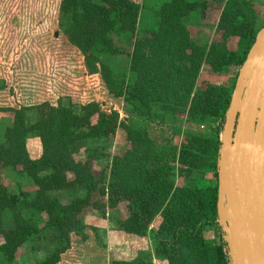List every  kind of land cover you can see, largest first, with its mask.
<instances>
[{
  "label": "trees",
  "instance_id": "16d2710c",
  "mask_svg": "<svg viewBox=\"0 0 264 264\" xmlns=\"http://www.w3.org/2000/svg\"><path fill=\"white\" fill-rule=\"evenodd\" d=\"M246 2L153 0L155 27L136 36L140 6L131 0L60 1V29L82 55L87 72L90 75L101 72L111 96L122 99L129 119L122 122L116 112L106 114L94 102L56 107L43 104L33 130L44 155L39 160H30L25 150L23 112L13 111V127L0 144V166L20 167L37 190L32 196L22 192L0 193L3 239L0 252L8 261L24 241L41 231L36 224L27 222L22 215L24 211L37 219L45 215L43 229L57 230L62 243L35 264L60 262L70 247V231L78 225L80 213L90 205L93 192L94 180L88 164H74V153L81 143L103 139L109 142L117 130H122L126 149L111 157L110 182L107 188L103 184L97 191L107 197L109 207L127 203L129 216L122 223L123 230L144 235L159 215L155 253L164 257L167 264H229L222 232L216 223V203L219 136L232 88L224 90L205 84L198 92L193 89L202 65L214 71L227 66L238 71L244 62L257 33L253 18L245 13ZM213 4L220 5L217 29L223 31L224 37H238V50L227 51L214 43L200 46L192 40L183 19L198 15ZM122 34L127 36L131 47L130 70L136 75L133 80L118 84L114 79L111 82L100 58L103 54H122L111 40L112 35ZM155 107L164 113L186 108L188 122L200 124L213 119L217 127L208 138L191 134L185 138L186 145L179 148L158 146L137 119L152 117ZM175 163L202 169L204 173L199 179L204 184L176 185ZM46 170L49 174L40 175ZM68 171L74 174L73 180L68 179ZM208 173L212 179H206ZM79 184L86 186L85 197L60 199L47 194ZM5 211L11 213L14 221L9 229L4 228ZM208 231L213 232L212 238L206 237Z\"/></svg>",
  "mask_w": 264,
  "mask_h": 264
},
{
  "label": "rangeland",
  "instance_id": "374dc122",
  "mask_svg": "<svg viewBox=\"0 0 264 264\" xmlns=\"http://www.w3.org/2000/svg\"><path fill=\"white\" fill-rule=\"evenodd\" d=\"M61 0H0V144L5 142L7 130L13 127V111L23 112L26 131L25 150L30 160H39L44 151L34 132V125L39 117V107L77 106L89 102L97 103L106 114L116 112L119 120L127 123L128 111L122 99H115L108 92L102 73L90 75L84 65V59L73 47L59 27V4ZM140 6L136 24V36L144 35L155 27L153 0H131ZM245 13L253 18L254 31L264 25V0H246ZM220 5L213 4L209 9L183 22L190 32L192 40L208 47L220 44L227 51L238 50V37L223 35L217 29ZM114 47L122 54H103L101 63L107 67L111 82L116 80L123 84L131 81L135 75L130 70V52L127 36H111ZM237 70L232 66L222 67L218 71L208 65H202L196 78L194 92L204 88L205 84L224 90L233 89ZM153 108V107H152ZM157 112H159L157 114ZM186 108H175L171 113L153 109L152 117L137 118L145 127L149 139L158 146L186 145L191 134L208 138L217 127L215 120H206L200 124L188 122ZM143 120V121H142ZM127 143L122 130H117L108 142L81 143L74 153L73 161L87 168L93 176V192L90 205L78 216V225L70 231V247L61 256L58 264H167L164 257L155 253V233L160 222L155 216L144 235L127 233L122 223L129 216L127 203L121 202L109 207L107 197L97 189L110 182L109 164L112 156L122 154ZM110 162V163H109ZM175 165L173 177L176 185L191 183L203 185L200 176L202 169H190ZM50 171H42L47 175ZM67 177L73 180L74 174L68 171ZM206 179H212L211 174ZM86 186L77 185L71 189L61 188L47 192L49 197L69 199L85 197ZM37 188L31 178L20 168L0 166V193H26L32 196ZM107 190H105L106 192ZM23 217L30 224L41 228L37 236L24 241L16 250L14 257L8 261L0 252V264H35L50 252H54L62 243L55 229H43L46 219H38L22 211ZM14 226L11 213L4 212V228ZM212 231L205 233L212 238ZM3 239L0 237V243Z\"/></svg>",
  "mask_w": 264,
  "mask_h": 264
},
{
  "label": "water",
  "instance_id": "95a60500",
  "mask_svg": "<svg viewBox=\"0 0 264 264\" xmlns=\"http://www.w3.org/2000/svg\"><path fill=\"white\" fill-rule=\"evenodd\" d=\"M219 142L216 223L229 264H264V25L237 71Z\"/></svg>",
  "mask_w": 264,
  "mask_h": 264
}]
</instances>
